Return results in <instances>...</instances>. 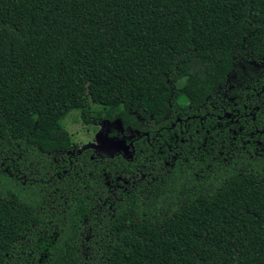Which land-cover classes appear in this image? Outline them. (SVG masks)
Returning <instances> with one entry per match:
<instances>
[{"label":"trees","instance_id":"16d2710c","mask_svg":"<svg viewBox=\"0 0 264 264\" xmlns=\"http://www.w3.org/2000/svg\"><path fill=\"white\" fill-rule=\"evenodd\" d=\"M261 131L264 0H0V264H264Z\"/></svg>","mask_w":264,"mask_h":264},{"label":"rangeland","instance_id":"374dc122","mask_svg":"<svg viewBox=\"0 0 264 264\" xmlns=\"http://www.w3.org/2000/svg\"><path fill=\"white\" fill-rule=\"evenodd\" d=\"M241 70H244V67H241ZM65 128L71 134L73 141L81 145H98L100 142V137L102 134L108 136L110 139H116L120 136V126L116 123H111L110 127L106 128L105 122L97 125L98 129L94 126L88 127L85 125L78 113L71 114L64 121ZM114 135V136H113ZM109 144L114 142H108Z\"/></svg>","mask_w":264,"mask_h":264},{"label":"water","instance_id":"95a60500","mask_svg":"<svg viewBox=\"0 0 264 264\" xmlns=\"http://www.w3.org/2000/svg\"><path fill=\"white\" fill-rule=\"evenodd\" d=\"M117 125L120 126V131L122 132V125L120 121L116 122ZM106 128L111 126L110 122H105ZM114 142L109 144L108 142ZM100 144L99 146L97 145H87L86 148H94L96 151L100 154L107 155L113 157L115 154L118 153H123L124 157L127 159H130L132 157L133 152L131 151V146L126 144L122 138H116L114 139H109L108 136L102 134L100 137Z\"/></svg>","mask_w":264,"mask_h":264},{"label":"flooded vegetation","instance_id":"af4514ba","mask_svg":"<svg viewBox=\"0 0 264 264\" xmlns=\"http://www.w3.org/2000/svg\"><path fill=\"white\" fill-rule=\"evenodd\" d=\"M261 132H264V131H261ZM87 145V144H84V146Z\"/></svg>","mask_w":264,"mask_h":264}]
</instances>
